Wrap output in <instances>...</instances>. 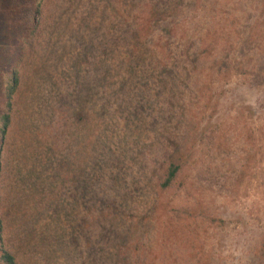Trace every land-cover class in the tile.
I'll return each instance as SVG.
<instances>
[{"label": "rangeland", "instance_id": "374dc122", "mask_svg": "<svg viewBox=\"0 0 264 264\" xmlns=\"http://www.w3.org/2000/svg\"><path fill=\"white\" fill-rule=\"evenodd\" d=\"M33 1L0 0L18 263L264 264V0H43L29 35Z\"/></svg>", "mask_w": 264, "mask_h": 264}, {"label": "trees", "instance_id": "16d2710c", "mask_svg": "<svg viewBox=\"0 0 264 264\" xmlns=\"http://www.w3.org/2000/svg\"><path fill=\"white\" fill-rule=\"evenodd\" d=\"M42 3L43 0H34L33 1V7L29 8L28 10L25 9V11H22V14L19 15V20L22 24L29 26L30 29L27 30V33L30 35L34 33L39 25L40 22L38 21L42 15ZM160 3H163L162 0H150V4H153V10L154 11H160L161 12V6H159ZM178 9V6H175L173 8L167 7L166 14L170 11H175ZM141 17H139V23H142ZM32 31V33L30 32ZM27 33L22 37V40H26ZM19 85V79L17 76L16 71L12 73V76H9L8 79V86L5 92V98H6V105L5 110L3 113L0 114V264H19L17 261V258L15 255H13L8 249L5 247V223L4 219L1 215V204H2V185H1V171L3 167V163L1 160V154L4 149V145L6 143L7 135L12 127L13 124V112H14V96L17 94V87ZM206 90L211 91V88L207 87ZM183 169V164L180 163V159L175 156V159H172L170 162L168 168L166 169L165 178L161 184V190H166L171 188L173 183L178 179L181 171ZM216 219H214L212 222L216 223ZM122 246L121 248H123ZM122 254L126 253L128 254L130 251L123 248L120 251ZM125 254V255H126Z\"/></svg>", "mask_w": 264, "mask_h": 264}]
</instances>
